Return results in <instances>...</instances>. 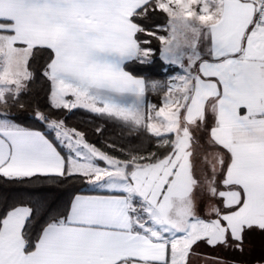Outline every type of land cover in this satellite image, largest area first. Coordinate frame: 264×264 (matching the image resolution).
<instances>
[{
    "label": "snow or ice",
    "instance_id": "snow-or-ice-1",
    "mask_svg": "<svg viewBox=\"0 0 264 264\" xmlns=\"http://www.w3.org/2000/svg\"><path fill=\"white\" fill-rule=\"evenodd\" d=\"M196 260L264 264V0H0V264Z\"/></svg>",
    "mask_w": 264,
    "mask_h": 264
},
{
    "label": "trees",
    "instance_id": "trees-1",
    "mask_svg": "<svg viewBox=\"0 0 264 264\" xmlns=\"http://www.w3.org/2000/svg\"><path fill=\"white\" fill-rule=\"evenodd\" d=\"M153 46L158 47L156 44ZM135 71L137 74L143 75L149 79L164 80L173 74L176 71V68L174 66L164 64L157 55L151 65L135 66ZM33 88L37 95L41 94L42 86L39 81L33 85ZM147 100L152 103H159V97L152 95L151 93L148 94ZM18 119L26 125L40 127L39 123L30 114L19 115ZM68 123L71 126L77 127L87 132L88 138L93 142L107 139L110 142L114 141L117 144H123L125 146H127L129 143H139V140L136 138V134L132 132L130 126L123 124H112L106 121L102 122L84 110H74V113L68 117ZM101 123H104L105 125L104 133L103 136H97L94 129ZM224 254L232 255L230 252H226Z\"/></svg>",
    "mask_w": 264,
    "mask_h": 264
},
{
    "label": "crops",
    "instance_id": "crops-1",
    "mask_svg": "<svg viewBox=\"0 0 264 264\" xmlns=\"http://www.w3.org/2000/svg\"><path fill=\"white\" fill-rule=\"evenodd\" d=\"M204 250H207L208 251L207 248H204ZM218 254L221 255V256H223V257H225V258H228V259L233 258L232 255H230V254H224L223 252H219Z\"/></svg>",
    "mask_w": 264,
    "mask_h": 264
},
{
    "label": "rangeland",
    "instance_id": "rangeland-1",
    "mask_svg": "<svg viewBox=\"0 0 264 264\" xmlns=\"http://www.w3.org/2000/svg\"><path fill=\"white\" fill-rule=\"evenodd\" d=\"M170 66H171V65H170ZM175 68H176V67H175ZM178 71H179V69L176 68V71H175L173 74H171L170 76L175 75ZM203 251H207V250H204V249H203ZM223 253H226V252H223ZM194 264H200V261H199V260H196V261H194Z\"/></svg>",
    "mask_w": 264,
    "mask_h": 264
}]
</instances>
